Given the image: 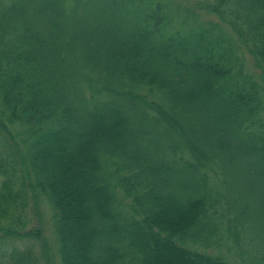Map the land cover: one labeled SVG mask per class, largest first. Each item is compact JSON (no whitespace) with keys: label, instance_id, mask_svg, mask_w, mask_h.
I'll list each match as a JSON object with an SVG mask.
<instances>
[{"label":"trees","instance_id":"trees-1","mask_svg":"<svg viewBox=\"0 0 264 264\" xmlns=\"http://www.w3.org/2000/svg\"><path fill=\"white\" fill-rule=\"evenodd\" d=\"M247 47L264 0H0V264H51L35 199L60 264H264Z\"/></svg>","mask_w":264,"mask_h":264},{"label":"rangeland","instance_id":"rangeland-1","mask_svg":"<svg viewBox=\"0 0 264 264\" xmlns=\"http://www.w3.org/2000/svg\"><path fill=\"white\" fill-rule=\"evenodd\" d=\"M248 49L249 53V59L250 61L249 66L255 71L256 75L264 81V70L263 67H261L259 60L256 58V56L251 53ZM1 180V177H0ZM33 209L34 213L30 214L31 216V224L30 227H39L42 230L43 235L46 237V240L49 242V245L53 247L54 254L49 255L51 259V264H60L59 257L57 255V248H58V243L57 239L55 237L53 225H52V211L51 208L49 207V204L45 199H35L33 203ZM40 245V244H39ZM39 247V246H38ZM39 249H41L39 247Z\"/></svg>","mask_w":264,"mask_h":264}]
</instances>
